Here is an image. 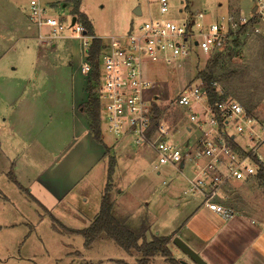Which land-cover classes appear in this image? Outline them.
I'll list each match as a JSON object with an SVG mask.
<instances>
[{"label": "crops", "instance_id": "0c3cea01", "mask_svg": "<svg viewBox=\"0 0 264 264\" xmlns=\"http://www.w3.org/2000/svg\"><path fill=\"white\" fill-rule=\"evenodd\" d=\"M43 1L52 14L54 12L59 15L65 8L70 11L67 17L74 15L72 0ZM236 1L239 2L238 5L230 10L242 12L241 1ZM80 11L83 12L82 0ZM13 17L16 19L17 32L22 33L25 38H34L39 46V54L50 59L35 61L32 65L36 66V72H17L18 68L13 66L12 72L0 76V178L6 179L4 184L14 185L19 190L22 201L33 205L36 214L38 213L37 220L23 213L11 219L8 211L2 209L7 203L13 207V202L0 189V200L4 201L0 202V216L3 215L0 219V251L8 253L5 255L11 253L7 257L9 260L0 258V264H38L34 252L27 251L25 255H21L29 240L39 242V249L47 253L58 251L63 254L55 255L56 264H103L104 261L136 264L139 256H136L134 262L90 257L99 242L105 244L113 240L101 237L86 248L84 236L80 233L92 224L100 212L107 185L105 160L109 156L130 157L128 152L131 147L129 142L133 143L132 136L126 134L115 136L110 142L105 140L103 130L108 127L103 122L106 114L98 96L103 143L93 137L89 118L83 107L89 100V84L95 86L97 95L99 87L92 75L82 71L83 64L92 61L83 50L81 41L67 34L51 44L40 45L36 39L37 31L29 22L28 16L25 17V23L22 22V14L13 13ZM30 26L34 28L32 32L28 31ZM94 35L98 37L95 32ZM68 44L73 49L71 61H54L59 45L62 49ZM176 131L180 141L190 136L182 128ZM117 161L114 177L120 158ZM251 180L256 179L251 177L248 180L232 181L227 185L221 201L235 211L227 219L202 206V195L186 192L187 183L183 193L197 198L198 205L184 219L170 226L161 225L157 218L147 212L150 229L146 233V240L151 241L154 236H170L168 246L173 258L186 264L194 263L173 244L175 236L181 237L209 264H264V218L235 204L230 196L235 191L234 186ZM118 194L121 195L120 190ZM113 201L116 213L118 203L114 198ZM146 206L149 211L148 204ZM122 210L124 217H131V213L124 207ZM128 223L133 227L140 224L134 226ZM41 226H45L44 229ZM153 263L170 264L160 255L148 262Z\"/></svg>", "mask_w": 264, "mask_h": 264}, {"label": "built area", "instance_id": "2783aa9c", "mask_svg": "<svg viewBox=\"0 0 264 264\" xmlns=\"http://www.w3.org/2000/svg\"><path fill=\"white\" fill-rule=\"evenodd\" d=\"M157 1L160 12L166 13L168 0ZM197 15L201 24L196 29L195 21L178 23L149 16L125 34L103 41L97 59L98 96L114 136L128 134L135 145L151 148L157 155L158 169L162 165L184 169L191 160L194 174L186 192L202 195V206L227 219L235 213L221 201L227 185L255 177L259 168H264V102L261 112L249 110L243 103L224 97L217 87V98L212 100L205 82L197 79L184 86L173 101L185 116L182 129L190 135L180 141L171 123L161 117L154 120L158 96L151 92L152 81L144 76V67L151 63L173 65L187 59L193 47L198 48L197 56L229 50L245 28L260 32L257 26L264 24V0H257L250 19L235 9L207 24L203 12ZM28 18L40 45L69 34L81 41L87 54L96 38L87 33L80 17L65 19L52 14L43 0H28ZM93 70L91 62L82 66L89 76Z\"/></svg>", "mask_w": 264, "mask_h": 264}, {"label": "rangeland", "instance_id": "374dc122", "mask_svg": "<svg viewBox=\"0 0 264 264\" xmlns=\"http://www.w3.org/2000/svg\"><path fill=\"white\" fill-rule=\"evenodd\" d=\"M240 1V9L244 16L250 19L257 0ZM27 3L28 0H0V76L12 72L13 66L18 68L17 72H36L38 71L36 66L32 65L35 61L50 59L39 54V46L34 38H25L15 29L16 19L13 13L22 14V22L25 23V17L28 16ZM168 3L169 9L164 14L160 12L157 0H82V10L92 23L95 34L107 41L109 37L125 34L132 26L137 27L149 16L153 19H170L178 23L195 21L194 28L196 29L201 24L197 12L204 13L203 22L207 24L229 12L230 8L238 5L239 2L236 0H168ZM137 6L141 7V15L134 13ZM63 11L58 14L67 19L70 11L65 8ZM257 27L260 32L250 27L241 31L233 47L221 52L215 68L212 67L213 56H197V47H193L192 54L187 59L180 60L173 65L159 63L145 65L144 76L152 81L151 92H156L155 95L158 96L159 104L156 105L161 110V118L175 126L176 130L182 128L185 116L179 108L173 105V101L184 86L197 79L203 80L202 74L210 71L213 72L216 87L224 97L237 100L261 112L264 102V24ZM33 30L34 28L30 26L28 31ZM72 52L73 49L69 44L62 49L59 45L54 61H71ZM77 59L80 60V58ZM104 123L107 124V121L104 120ZM103 133L107 142L115 139L107 128L103 130ZM129 143L131 147L128 154L131 155V159L126 155H118L117 157L109 156L105 160L107 183L111 185V197L118 203L116 215L124 217V210H122L124 207L131 213L130 218H125L129 219L134 226L138 225L143 217H148L147 212L165 226L184 219L187 213L198 205L197 198L183 193L184 187L194 174L193 162L187 160L184 169H177L172 165H162L158 169L156 168L158 158L152 149ZM118 158L121 162L114 177ZM112 162L114 171L109 180V168ZM4 182H7L6 179L0 178V189L9 196L13 207L7 203L2 210L8 211L11 219L23 213L37 220L38 213L36 214L34 206L24 203L19 196V190L14 185H7ZM234 187H236L235 191L230 195L232 201L239 206H244L252 214L264 218V184L251 180ZM119 190L121 195L118 194ZM0 202L4 201L0 200ZM2 218L1 214L0 219ZM44 227L40 228L44 229ZM102 243L97 244L95 250L90 253V257L111 258L110 260L124 259L126 262H134L136 256H141L135 252L128 254L114 241ZM39 245V242L29 240L25 243L21 255H25L27 251L34 252L35 256L37 255L38 264H56L55 255L60 253L58 251L47 253L39 249ZM81 248L83 249V245ZM5 254L8 253L0 251V258L7 259L11 253ZM60 255L63 256V254ZM103 264H113V261H104Z\"/></svg>", "mask_w": 264, "mask_h": 264}, {"label": "trees", "instance_id": "16d2710c", "mask_svg": "<svg viewBox=\"0 0 264 264\" xmlns=\"http://www.w3.org/2000/svg\"><path fill=\"white\" fill-rule=\"evenodd\" d=\"M73 2V14L80 17L85 24L87 33L94 35L92 23L87 18L86 14L80 11L81 0H72ZM103 46L102 40L98 37L92 40L91 46L87 49V54L94 64L93 79L95 84L98 82L99 73L97 70V59L101 47ZM221 53H214L212 61V67L215 68ZM203 80L207 86L209 96L212 100L217 98L216 86L213 77V72L203 73ZM95 86L89 84V100L83 107L84 112L89 118V126L93 137L100 143H103L102 131L100 127V101L98 95L95 92ZM244 104V103H243ZM249 110L254 108L244 104ZM155 110V122L161 117V110L154 104ZM114 163L109 168L108 179H111V174L114 171ZM12 179L15 178L12 176ZM258 183L264 184V168L260 167L257 175L255 176ZM111 185L107 183L105 192L102 197L100 212L92 224L81 230L80 233L84 236V246L89 248L93 242L101 237H107L113 240L119 247L126 252H138L141 256L136 264H148L151 258L155 256H163L170 264H186L180 260L173 258L172 252L168 246L171 237L170 236H154L151 241L146 240V233L150 229V221L148 217H143L140 224L137 227L131 226L128 219L125 217H118L114 211L115 202L110 193Z\"/></svg>", "mask_w": 264, "mask_h": 264}, {"label": "water", "instance_id": "95a60500", "mask_svg": "<svg viewBox=\"0 0 264 264\" xmlns=\"http://www.w3.org/2000/svg\"><path fill=\"white\" fill-rule=\"evenodd\" d=\"M135 14L139 15L142 13L141 7L137 6L135 11ZM75 17L73 18V22H75ZM197 44V43H196ZM184 161L181 163V167H183ZM172 242L176 247H178L185 255H187L190 260L194 264H209L196 250H194L188 243H186L181 237L175 236L172 239Z\"/></svg>", "mask_w": 264, "mask_h": 264}]
</instances>
